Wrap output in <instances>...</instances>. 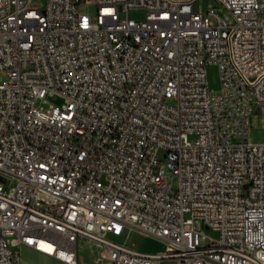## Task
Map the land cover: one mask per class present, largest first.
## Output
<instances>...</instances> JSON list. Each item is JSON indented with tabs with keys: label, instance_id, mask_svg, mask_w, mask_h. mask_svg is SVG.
<instances>
[{
	"label": "built area",
	"instance_id": "built-area-1",
	"mask_svg": "<svg viewBox=\"0 0 264 264\" xmlns=\"http://www.w3.org/2000/svg\"><path fill=\"white\" fill-rule=\"evenodd\" d=\"M215 1L0 0V264H264V0Z\"/></svg>",
	"mask_w": 264,
	"mask_h": 264
},
{
	"label": "rangeland",
	"instance_id": "rangeland-1",
	"mask_svg": "<svg viewBox=\"0 0 264 264\" xmlns=\"http://www.w3.org/2000/svg\"><path fill=\"white\" fill-rule=\"evenodd\" d=\"M203 5L207 3H211L215 8L218 7L215 0H201ZM79 12L89 15L93 20L95 19L96 7L93 4H88L86 6H80ZM138 11H130L129 15L136 19H140L143 15ZM208 82L211 88L216 89L218 87V73L215 66H208L207 68ZM46 103L44 106L48 104L52 105H61L62 98L58 95L47 96L45 99ZM166 102L171 105L176 104L175 98H167ZM248 137L253 142H264V115L257 114L252 115L249 118V130ZM166 174L169 178L170 184L173 188L176 186L177 179L176 177L169 171H166ZM1 179L5 180L3 177ZM247 188L246 183L243 184V190L245 191ZM211 236H214V232L208 231ZM87 240V239H86ZM113 240L118 242H124L129 246L135 247L139 250L143 251H152V252H160L165 248V244L162 240L153 237L151 235L142 233L140 231H130L128 235L122 234L119 236L113 237ZM89 241V240H88ZM100 251V250H99ZM99 254V252H98ZM98 256V255H97ZM163 264H172L171 262H165Z\"/></svg>",
	"mask_w": 264,
	"mask_h": 264
},
{
	"label": "crops",
	"instance_id": "crops-1",
	"mask_svg": "<svg viewBox=\"0 0 264 264\" xmlns=\"http://www.w3.org/2000/svg\"><path fill=\"white\" fill-rule=\"evenodd\" d=\"M100 246L85 238H78L74 264H94ZM20 264H73L55 255L36 250L30 246L22 245L20 248Z\"/></svg>",
	"mask_w": 264,
	"mask_h": 264
},
{
	"label": "bare ground",
	"instance_id": "bare-ground-1",
	"mask_svg": "<svg viewBox=\"0 0 264 264\" xmlns=\"http://www.w3.org/2000/svg\"><path fill=\"white\" fill-rule=\"evenodd\" d=\"M38 245H39L41 248H43V249H46V250H48V251H52V247H51L49 244H47V243H45V242H43V241H38ZM58 253H59L60 256H63V257H67V256H68V255H67L66 253H64L63 251H58Z\"/></svg>",
	"mask_w": 264,
	"mask_h": 264
}]
</instances>
